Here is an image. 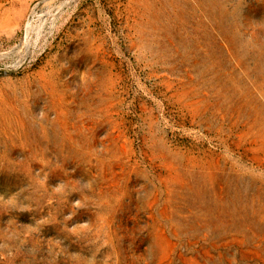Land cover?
<instances>
[{
  "label": "rangeland",
  "instance_id": "374dc122",
  "mask_svg": "<svg viewBox=\"0 0 264 264\" xmlns=\"http://www.w3.org/2000/svg\"><path fill=\"white\" fill-rule=\"evenodd\" d=\"M0 264H264V0H0Z\"/></svg>",
  "mask_w": 264,
  "mask_h": 264
}]
</instances>
